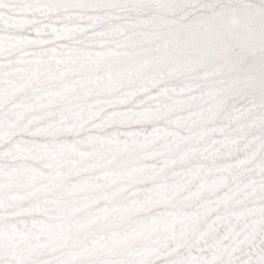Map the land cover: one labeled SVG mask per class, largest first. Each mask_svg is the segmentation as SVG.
Segmentation results:
<instances>
[{
	"label": "snow or ice",
	"instance_id": "1",
	"mask_svg": "<svg viewBox=\"0 0 264 264\" xmlns=\"http://www.w3.org/2000/svg\"><path fill=\"white\" fill-rule=\"evenodd\" d=\"M0 264H264V0H0Z\"/></svg>",
	"mask_w": 264,
	"mask_h": 264
}]
</instances>
